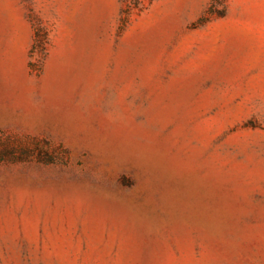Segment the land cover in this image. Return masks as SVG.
Masks as SVG:
<instances>
[{"label":"rangeland","instance_id":"1","mask_svg":"<svg viewBox=\"0 0 264 264\" xmlns=\"http://www.w3.org/2000/svg\"><path fill=\"white\" fill-rule=\"evenodd\" d=\"M0 264H264V0H0Z\"/></svg>","mask_w":264,"mask_h":264},{"label":"bare ground","instance_id":"2","mask_svg":"<svg viewBox=\"0 0 264 264\" xmlns=\"http://www.w3.org/2000/svg\"><path fill=\"white\" fill-rule=\"evenodd\" d=\"M143 150H145V149H143ZM141 154H142L145 162L151 167H157V165H160L162 163L161 157L159 156V154L155 153L153 150L152 151H150V150L149 151H143V152H141Z\"/></svg>","mask_w":264,"mask_h":264}]
</instances>
